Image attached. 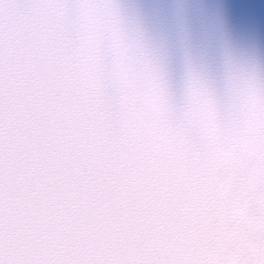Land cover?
<instances>
[{"label":"snow or ice","instance_id":"obj_1","mask_svg":"<svg viewBox=\"0 0 264 264\" xmlns=\"http://www.w3.org/2000/svg\"><path fill=\"white\" fill-rule=\"evenodd\" d=\"M0 264H264V61L178 102L125 0H0Z\"/></svg>","mask_w":264,"mask_h":264},{"label":"water","instance_id":"obj_2","mask_svg":"<svg viewBox=\"0 0 264 264\" xmlns=\"http://www.w3.org/2000/svg\"><path fill=\"white\" fill-rule=\"evenodd\" d=\"M125 2L160 50L178 102L190 71L222 90L230 63L264 61V0Z\"/></svg>","mask_w":264,"mask_h":264}]
</instances>
